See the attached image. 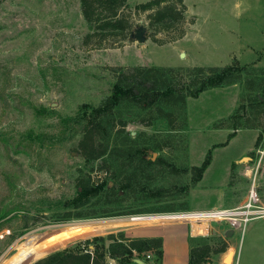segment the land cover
<instances>
[{
	"label": "rangeland",
	"instance_id": "1",
	"mask_svg": "<svg viewBox=\"0 0 264 264\" xmlns=\"http://www.w3.org/2000/svg\"><path fill=\"white\" fill-rule=\"evenodd\" d=\"M144 1L127 0V9ZM183 2L181 37L170 40L176 28L157 33L164 42H154L146 12H137L132 19L147 27L145 41L100 46L83 43L88 26L78 0H0V264H23L87 238L123 231L117 226L141 223L142 218L133 217L161 215L146 211L154 207L236 206L252 184L264 203V139L255 144L258 128L238 127L227 138L242 90L236 83L188 97L181 129L169 130L158 118L142 124L145 110L124 107L125 129L136 135L138 147L148 148L146 158L155 153L154 162H139L130 187L115 196H107L104 188L77 208L83 216L65 219L61 214L74 212L64 205L76 195L78 177L89 173L92 181L110 182L98 168L100 159L90 170L79 152L77 116L82 104L97 105L110 93L114 67L234 60L264 67V0ZM156 141L166 145L155 149ZM207 151L211 162L192 182L189 169L200 165ZM157 157L162 161L155 162ZM136 209L141 212H131ZM102 223L110 229L95 230ZM227 229L226 223L215 222L209 236L193 239L195 244L226 242V250L211 253L206 264H264V216L229 235Z\"/></svg>",
	"mask_w": 264,
	"mask_h": 264
},
{
	"label": "trees",
	"instance_id": "2",
	"mask_svg": "<svg viewBox=\"0 0 264 264\" xmlns=\"http://www.w3.org/2000/svg\"><path fill=\"white\" fill-rule=\"evenodd\" d=\"M78 1L88 26L83 37L84 44H121L134 30L136 24L132 18L137 12H146L151 29L149 36L154 42L163 43L164 40L159 39L156 34H169L170 31L180 28L186 18L187 7L183 0H147L136 3L132 11L127 9V0ZM183 33L184 29H178L170 40L181 37ZM113 70L115 80L110 93L97 105L82 104L77 116L81 125V136L77 143L79 152L89 163L90 170H93L92 163L100 159L98 168L105 175H109L110 182L106 184L102 179L92 181L89 173L78 177L76 195L64 205L72 208L74 212L70 209L64 210L61 214L65 219L83 216L77 208L86 205L104 188L107 196H115L117 190L130 187L139 162H154L152 157H145L148 148L138 147L134 142L136 135L132 136L125 129L127 120L122 114L124 107L145 110V117L139 119L142 124L150 125L158 118L169 130L181 129L186 125L185 106L188 97L196 98L205 90L239 83L242 90L237 108L230 116L233 131L228 133L227 138H232L238 127H245L258 128L255 144L264 139V67L240 64L234 60L225 65H137L118 66ZM156 142L153 146L155 149L166 145L165 141ZM161 161L159 157L155 159V162ZM210 162L211 152L207 151L200 165L189 169L192 182L201 179ZM173 170L175 169H171V172ZM161 190L158 191L160 195ZM173 210L176 209L171 205H163L146 211ZM189 242L188 264H206L210 261L211 253L224 252L227 247L222 240L213 245L206 242L195 244L190 237ZM148 251L153 253L150 260L145 257ZM135 257L150 262L149 264H161L162 238L128 237L123 231L111 232L53 250L23 264H107L109 258H115L121 264H131Z\"/></svg>",
	"mask_w": 264,
	"mask_h": 264
},
{
	"label": "built area",
	"instance_id": "3",
	"mask_svg": "<svg viewBox=\"0 0 264 264\" xmlns=\"http://www.w3.org/2000/svg\"><path fill=\"white\" fill-rule=\"evenodd\" d=\"M156 214L164 215L166 219L164 218L163 222L184 223L189 227L190 234L198 237H206L210 235L215 222L226 223L232 230H243L245 224L249 220L255 217L264 216V203L258 195L256 186L252 184L245 200L236 206H213L205 209L173 210ZM193 225H196V227ZM145 257L150 260L153 258V253L148 251L146 252Z\"/></svg>",
	"mask_w": 264,
	"mask_h": 264
},
{
	"label": "crops",
	"instance_id": "4",
	"mask_svg": "<svg viewBox=\"0 0 264 264\" xmlns=\"http://www.w3.org/2000/svg\"><path fill=\"white\" fill-rule=\"evenodd\" d=\"M147 216L142 218L139 225L124 227L118 225L117 227H121L119 230H123L124 234L128 237H161V264H188L190 247L189 238L191 237L193 240L198 236L190 234L189 227L184 223L163 222L165 217L159 215ZM107 264L121 263L115 258H109Z\"/></svg>",
	"mask_w": 264,
	"mask_h": 264
},
{
	"label": "water",
	"instance_id": "5",
	"mask_svg": "<svg viewBox=\"0 0 264 264\" xmlns=\"http://www.w3.org/2000/svg\"><path fill=\"white\" fill-rule=\"evenodd\" d=\"M148 37V31H147V27L142 25V24H138L135 26L134 30H132L130 32V35L128 37V41H137V42H143L147 39ZM181 56H183V53L181 52ZM153 158L155 157V153H153ZM233 232V230L231 228L227 229V231L225 232L226 235H229ZM131 264H149L148 262H146L145 260L135 257L132 261Z\"/></svg>",
	"mask_w": 264,
	"mask_h": 264
},
{
	"label": "bare ground",
	"instance_id": "6",
	"mask_svg": "<svg viewBox=\"0 0 264 264\" xmlns=\"http://www.w3.org/2000/svg\"><path fill=\"white\" fill-rule=\"evenodd\" d=\"M149 216H151V215H149ZM159 216L164 217L163 214H161V215H159ZM144 217H145V216H144ZM147 217H148V216H147ZM141 218H143V217H133V219H141ZM103 226H105V224L102 223V224L96 226V227H95V230H97V231H106V230L110 229V228H103ZM193 226L196 227V225H193ZM82 231H83V233L86 232L85 229H82ZM99 233H100V232H99Z\"/></svg>",
	"mask_w": 264,
	"mask_h": 264
}]
</instances>
